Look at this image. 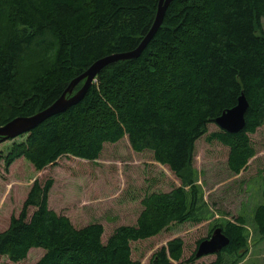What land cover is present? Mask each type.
Here are the masks:
<instances>
[{
	"label": "trees",
	"instance_id": "1",
	"mask_svg": "<svg viewBox=\"0 0 264 264\" xmlns=\"http://www.w3.org/2000/svg\"><path fill=\"white\" fill-rule=\"evenodd\" d=\"M157 5L158 0H0V125L48 107L97 59L136 48ZM263 17L264 0H171L137 57L104 66L78 103L12 141L3 156L6 166L23 157L41 170L63 155L97 160L105 143L127 135L135 152H152L179 184L145 194L136 224L115 227L103 241L101 223L75 227L49 207L52 178L35 179L19 214L0 232V256L24 261L40 248L37 264H140L132 259L131 242L173 223L211 219L215 212L193 166L195 142L205 136L208 143L225 145L232 174L255 155L249 135L264 123ZM241 94L248 102L243 129L208 132ZM260 196L251 216L250 210L232 219L219 215L197 240L198 245L217 226L228 237L211 262H196V250L184 257L183 241L175 237L148 264H242L251 233L264 240V175Z\"/></svg>",
	"mask_w": 264,
	"mask_h": 264
},
{
	"label": "rangeland",
	"instance_id": "2",
	"mask_svg": "<svg viewBox=\"0 0 264 264\" xmlns=\"http://www.w3.org/2000/svg\"><path fill=\"white\" fill-rule=\"evenodd\" d=\"M264 30V17L261 19ZM215 123L208 125V132L217 130ZM250 134L255 155L239 174H232L226 165L228 148L219 142L208 143L205 136L195 142L193 166L200 172L204 198L215 212L214 216L200 223L171 224L155 236L131 242L133 260L148 264L150 256L172 238L183 241V256L196 250L197 240L206 237L219 215L232 219L238 214L249 213L263 199L260 196V177L264 175V123ZM0 142V232L7 229L12 215L17 216L33 181L43 183L52 178L48 192V205L56 213L67 216L73 226L82 227L92 222L103 226L102 240L122 224H136L143 209L142 199L147 193L167 192L179 181L166 166L156 162L152 152H135L127 135L115 143H105L94 161L63 155L56 163L41 170L23 157L8 166L4 163L12 141ZM251 207V208H250ZM33 208L29 209L31 213ZM251 227V226H250ZM252 230V228H251ZM211 234V233H210ZM249 251L243 263L264 264V240L251 233ZM43 250L31 249L27 257L13 262L0 256V264H37ZM215 255H204L196 262L209 263Z\"/></svg>",
	"mask_w": 264,
	"mask_h": 264
},
{
	"label": "water",
	"instance_id": "3",
	"mask_svg": "<svg viewBox=\"0 0 264 264\" xmlns=\"http://www.w3.org/2000/svg\"><path fill=\"white\" fill-rule=\"evenodd\" d=\"M170 1L171 0H158L153 24L136 48L129 51L112 53L97 59L84 72L73 78L62 94L48 107L39 110L30 116H17L5 124L0 125V142L19 137L20 135L31 131L47 118L62 113L68 107L78 103L81 98L84 97L96 74L107 64L118 61V59L125 60L137 57L153 37L156 29L161 25L165 10ZM82 80L84 81L82 86L74 92V87ZM247 107L248 102L245 96L241 94L237 99V103L233 107L223 111L219 116L215 117L214 123L221 130L230 133H237L244 127V115ZM228 242L229 239L223 233L222 228L217 226L212 230L208 238H205L198 243L195 256L199 258L204 255H215L225 247Z\"/></svg>",
	"mask_w": 264,
	"mask_h": 264
},
{
	"label": "bare ground",
	"instance_id": "4",
	"mask_svg": "<svg viewBox=\"0 0 264 264\" xmlns=\"http://www.w3.org/2000/svg\"><path fill=\"white\" fill-rule=\"evenodd\" d=\"M74 91H75V89H74ZM39 108V107H38Z\"/></svg>",
	"mask_w": 264,
	"mask_h": 264
}]
</instances>
